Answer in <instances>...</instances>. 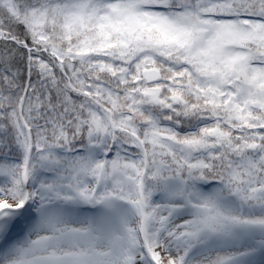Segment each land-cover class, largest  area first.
I'll list each match as a JSON object with an SVG mask.
<instances>
[{
  "label": "snow or ice",
  "instance_id": "snow-or-ice-1",
  "mask_svg": "<svg viewBox=\"0 0 264 264\" xmlns=\"http://www.w3.org/2000/svg\"><path fill=\"white\" fill-rule=\"evenodd\" d=\"M0 264H264V0H0Z\"/></svg>",
  "mask_w": 264,
  "mask_h": 264
}]
</instances>
